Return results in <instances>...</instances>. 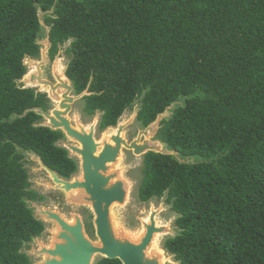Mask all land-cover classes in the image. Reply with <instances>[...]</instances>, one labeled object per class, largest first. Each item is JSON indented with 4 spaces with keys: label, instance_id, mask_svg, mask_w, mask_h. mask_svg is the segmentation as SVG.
<instances>
[{
    "label": "trees",
    "instance_id": "obj_1",
    "mask_svg": "<svg viewBox=\"0 0 264 264\" xmlns=\"http://www.w3.org/2000/svg\"><path fill=\"white\" fill-rule=\"evenodd\" d=\"M39 12L50 60L68 45L65 76L101 130L137 103L141 129L181 104L155 139L197 161L148 152L137 189L177 215L163 250L177 264H264V0H0V264H32L23 249L45 231L21 150L62 179L78 169L62 132L24 115L47 111L17 86L40 58Z\"/></svg>",
    "mask_w": 264,
    "mask_h": 264
},
{
    "label": "water",
    "instance_id": "obj_2",
    "mask_svg": "<svg viewBox=\"0 0 264 264\" xmlns=\"http://www.w3.org/2000/svg\"><path fill=\"white\" fill-rule=\"evenodd\" d=\"M38 15L42 32L37 44L40 46L42 62L37 63L33 62L37 60L25 58L24 65L27 72L30 65L35 66V71L28 75L26 73L21 79L23 81L17 82V86L20 89H33L26 86L37 84L46 89L43 93H47L48 98L51 99L53 109L45 112L41 108H34L27 110L24 115L28 112H35L43 118L37 126L46 127L52 131H61L64 134L66 142L60 145L67 149L70 157L77 162L79 172L70 180H65L44 166L35 154L22 150L21 154L27 156L30 161L38 163L40 169L48 174L52 182L51 188L56 193L54 200L57 199L60 203L65 200V194L76 193L72 196L71 202L87 206L93 218L89 224L78 215L74 216L72 221H68L60 213L49 210L37 202L26 200L27 207L32 211L34 218L45 226L54 225L55 229L54 232L47 234L48 236L53 235L49 246L42 245L35 249L31 244H27L23 253L30 258L33 255L40 259L38 263L32 261V264H95L102 258L118 260L121 264H177L173 257L163 250V247V251L153 248L158 236L167 237L165 241L179 233L176 227L158 225L156 218L161 209L150 210L148 217L141 220V230L134 238L127 237L123 228L119 232L116 230L112 219V209L115 206H124L130 197V184L120 178L122 169L114 167L122 157L123 149L132 151L136 157L153 152L172 156L180 164L197 161L196 157L184 158L166 144L155 139L160 122L163 119H169L174 109L181 104L174 102L163 114L158 115L154 123L145 129L138 130L137 136L130 143L123 138L122 133L127 124L131 122L122 124L121 119L116 131L105 135L103 140H96L95 129L99 114L87 128L75 124L69 116L72 105L88 95L87 92L73 96L70 81L61 74H55V84L43 79L41 67L50 59L48 51L51 43L49 42V28L43 22L42 12ZM136 106L135 118L139 103ZM141 139L143 140L140 141ZM32 190L36 191L35 188ZM163 200L165 201V198ZM176 218L177 215L174 214V220ZM33 242L37 244L38 239H34ZM166 256L171 257L173 262Z\"/></svg>",
    "mask_w": 264,
    "mask_h": 264
},
{
    "label": "rangeland",
    "instance_id": "obj_3",
    "mask_svg": "<svg viewBox=\"0 0 264 264\" xmlns=\"http://www.w3.org/2000/svg\"><path fill=\"white\" fill-rule=\"evenodd\" d=\"M66 46V47H65ZM60 48L59 53L56 55L54 60L48 59V62L44 63L41 67V71L43 73V79L48 81L51 84H55L56 80L54 78L55 74H61L64 75V71L66 69V66L68 65L70 61V56L65 52V48H67L68 45H65ZM36 60V59H35ZM33 62H42L41 58H39L37 61ZM35 71V66L30 65L28 68L27 75ZM65 78V77H64ZM23 81V80H22ZM21 81V82H22ZM33 88L36 92H45L46 89L41 88V86L35 84L34 86H26ZM47 95V93H45ZM48 97V95H47ZM51 101V99H49ZM52 103V101H51ZM51 103L47 104V110L53 109ZM136 105L134 106L132 111H127L124 113V115L121 118L122 124H127V122H131L130 124H127L125 127L122 136L127 141L130 142L134 139V137L137 136L138 130H140L139 124L136 122L135 113H136ZM82 103L79 100L75 101V103L72 105V110L70 113V119L72 122L74 121L77 125H82L83 127L87 128L96 118L95 117H89L87 115H84L82 112ZM99 119V116H98ZM97 126V124H96ZM96 130V129H95ZM117 129H107L103 133L98 131L95 134V138L99 140H103L105 138V135L111 134ZM141 139L140 141H142ZM154 140V139H153ZM141 162L142 157H136V156H130L128 153L123 151L122 157L120 158L118 164L114 167L117 169H122L120 174V178L127 181L130 185V197L126 204L122 207L115 206L112 209V219L114 222V226L116 230L119 232L124 229V231L127 233V237L134 238L138 235V233L141 230V220H145L151 209L158 210L161 209V212L158 214L156 220L158 222V225L160 226H168L169 228H175L174 224V214L171 211V209L167 206L166 202L161 200H152L149 203H140L137 198V189L139 187L140 181H141ZM23 165L28 171L30 182L32 184V187L36 189V193L38 197L36 198V202L46 207L49 210L56 211L57 213H60L66 220L72 221L74 219V216L78 215L80 216L86 223H90L92 221V213L90 209L87 206H83L71 202L72 196H75L76 193H72L69 195H64L65 200H62L60 203L57 202V199H53L54 193L53 189L51 188L52 182L48 176V174L40 169V166L38 163L30 161L27 156H24V162ZM55 226L54 225H46L45 231L41 238H38V243L35 242L31 243V246L35 249H38L39 246H49L50 242L53 239V235H47L49 232H54ZM167 237H164V235L158 236L156 239V242L154 244V249H161L163 247L164 239ZM95 240V238H93ZM163 251V250H162ZM166 258L171 260V257L166 256ZM31 260L35 263L39 262L40 259L31 256ZM171 262H173L171 260Z\"/></svg>",
    "mask_w": 264,
    "mask_h": 264
},
{
    "label": "flooded vegetation",
    "instance_id": "obj_4",
    "mask_svg": "<svg viewBox=\"0 0 264 264\" xmlns=\"http://www.w3.org/2000/svg\"><path fill=\"white\" fill-rule=\"evenodd\" d=\"M70 83H71V82H70ZM71 86H72V85H71ZM72 90H73V92H72V95H73V96H78V95H80V94H76V93H75V90H74L73 86H72ZM35 92H36V91H35ZM36 93H37V94L45 95V99H47V103H48V104L51 103V101L49 100V98L47 97V95H46L45 93H41V92H36ZM80 101H81V103H82V111H81V112H82L84 115H86V114L84 113V111H83V108H84V101H83L82 98L80 99ZM50 110H51V109H50ZM48 111H49V110H47V111H45V112H48ZM97 114H98V113H96V114H95L94 116H92V117H95ZM92 117H91V118H92ZM121 118H122V117H121ZM99 122H100V116H99L98 123H97L96 130H95L96 133H97L98 131H100L101 133H103V132H104L105 130H107V129H115V128L117 129V126H118V124H117L116 127H109V128H107V129H105V130H101V129H100V126H99ZM96 133H95V134H96ZM62 134H63V133H62ZM96 140H97V139H96ZM62 142H66V137L64 136V134H63V138H62V140L58 142V145L61 146L60 143H62ZM130 142H132V141H130ZM130 142H128V143H130ZM61 147H62V146H61ZM62 148H63V147H62ZM66 150H67V149H66ZM67 151H68V150H67ZM123 151H125L126 153H128L130 156H135V155L132 153V151H128V150H125V149H123ZM68 157L71 158V157H70V153H69V151H68ZM141 157L143 158V156H141ZM71 159H72V158H71ZM73 160H74V159H73ZM74 161H75V160H74ZM78 172H79V169H77V172L75 173V175L78 174ZM73 176H74V175H73ZM73 176H72V177H73ZM72 177H71V178H72ZM71 178H70V179H71ZM70 179H69V180H70ZM31 188H33V187H31Z\"/></svg>",
    "mask_w": 264,
    "mask_h": 264
}]
</instances>
